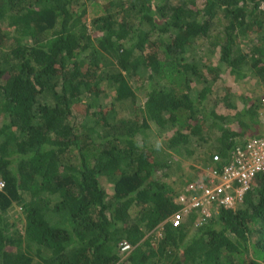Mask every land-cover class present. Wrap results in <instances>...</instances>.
<instances>
[{"label": "trees", "instance_id": "trees-1", "mask_svg": "<svg viewBox=\"0 0 264 264\" xmlns=\"http://www.w3.org/2000/svg\"><path fill=\"white\" fill-rule=\"evenodd\" d=\"M93 1L0 0V264H264V174L188 236L168 222L171 158L146 134L150 123L170 129L175 150L207 140L201 122H212L221 156L264 136L260 99L207 105L221 67L185 58L208 39L231 76L264 85V0ZM156 229L154 246L145 236ZM124 242L133 248L122 259Z\"/></svg>", "mask_w": 264, "mask_h": 264}, {"label": "rangeland", "instance_id": "rangeland-1", "mask_svg": "<svg viewBox=\"0 0 264 264\" xmlns=\"http://www.w3.org/2000/svg\"><path fill=\"white\" fill-rule=\"evenodd\" d=\"M93 2H96L100 9L106 3L104 0H94ZM94 9L95 7H93V5L87 4V22L89 24L90 20L95 16ZM244 40L247 42L241 44V49L247 51L249 50L252 42L256 41V37L255 35H252ZM196 57H200L197 59H203L204 62L210 63L213 66L220 65L221 67L219 79L212 86V92L208 97L209 102L207 105L215 107L217 102L221 103L222 98L226 95H229L231 100L238 106L242 104L243 100L247 99H252L257 104L261 96L264 95V85L257 77L250 76L245 79H235V77L231 76L225 66L218 61V48H212L208 39L197 40L187 49L185 54L187 61H191ZM206 71L207 70L203 68V72L206 77L210 79L211 75L206 74ZM207 78H205L204 81L195 83L194 87L199 90L202 85L208 84L206 81ZM137 80L139 81L138 78L135 80L131 79L130 83L139 94L141 87L140 81L138 82ZM102 88L105 90V93L99 98V101L106 105L113 100L114 90L106 86ZM139 100L143 102V96L139 95ZM115 110H119V104L115 105ZM260 111L261 109L258 108V115L264 117V114ZM110 113L113 114L112 112ZM201 125H204L206 128L204 131L208 136L207 140L199 137H191L187 146L180 147L175 150L167 149L163 141L165 136H171L172 133L170 129L162 131L155 124L150 123V127L146 131L148 136V146L151 150L153 149L152 152L164 159L171 158L170 167L168 169V173L170 175L166 179V182L171 184L174 188L183 185L195 173L198 174L201 167L208 161L210 153L216 151V142L220 135L218 125L212 122H201ZM101 183L107 193H112L113 188L107 182L106 178H101ZM8 216L14 219L16 225V227H13L12 229H18L21 231L24 220L20 207L14 204L13 208L8 211ZM193 230L194 228H190L188 236L192 235ZM148 236L151 238L155 246V242L161 237V230L156 229L154 231H150L145 237ZM127 255L128 253L122 254V259H124Z\"/></svg>", "mask_w": 264, "mask_h": 264}, {"label": "built area", "instance_id": "built-area-1", "mask_svg": "<svg viewBox=\"0 0 264 264\" xmlns=\"http://www.w3.org/2000/svg\"><path fill=\"white\" fill-rule=\"evenodd\" d=\"M264 114V95L260 98ZM264 174V136L251 138L235 146L226 156L213 152L209 160L183 185L175 189L173 202L178 208L168 222L173 227L196 228L216 216L220 209L234 208L258 175ZM5 184L0 180V190ZM160 230V229H159ZM132 245L124 242L120 253H129Z\"/></svg>", "mask_w": 264, "mask_h": 264}]
</instances>
